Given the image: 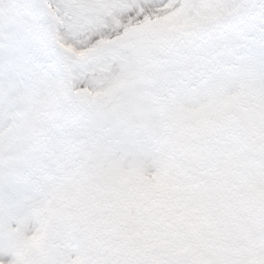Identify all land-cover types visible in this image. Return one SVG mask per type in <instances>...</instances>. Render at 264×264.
<instances>
[{"label": "snow or ice", "instance_id": "6c2138e0", "mask_svg": "<svg viewBox=\"0 0 264 264\" xmlns=\"http://www.w3.org/2000/svg\"><path fill=\"white\" fill-rule=\"evenodd\" d=\"M24 241L264 264V0H0V264Z\"/></svg>", "mask_w": 264, "mask_h": 264}, {"label": "clouds", "instance_id": "9594fccd", "mask_svg": "<svg viewBox=\"0 0 264 264\" xmlns=\"http://www.w3.org/2000/svg\"><path fill=\"white\" fill-rule=\"evenodd\" d=\"M69 214H74L76 209L70 208L67 210ZM40 223L39 218H34L31 227L35 228ZM87 225H82L81 228L73 230L69 233L68 240L74 246H83L85 243V233L84 228ZM33 245L28 242L24 241L22 246L15 247L10 254L5 255V260L8 261V264H29L31 259V255L33 252Z\"/></svg>", "mask_w": 264, "mask_h": 264}]
</instances>
